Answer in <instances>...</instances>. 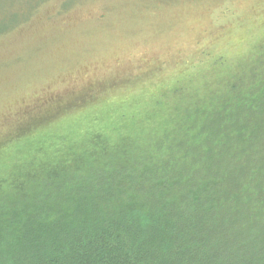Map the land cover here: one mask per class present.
Here are the masks:
<instances>
[{
    "label": "trees",
    "instance_id": "trees-1",
    "mask_svg": "<svg viewBox=\"0 0 264 264\" xmlns=\"http://www.w3.org/2000/svg\"><path fill=\"white\" fill-rule=\"evenodd\" d=\"M36 1L0 0V35ZM249 49L206 63L213 87L184 75L0 138V264H264V40Z\"/></svg>",
    "mask_w": 264,
    "mask_h": 264
},
{
    "label": "rangeland",
    "instance_id": "rangeland-1",
    "mask_svg": "<svg viewBox=\"0 0 264 264\" xmlns=\"http://www.w3.org/2000/svg\"><path fill=\"white\" fill-rule=\"evenodd\" d=\"M35 5L23 24L0 35L1 139L22 120L142 98L184 75L213 87V73L199 76L211 58H235L264 40V0H37Z\"/></svg>",
    "mask_w": 264,
    "mask_h": 264
}]
</instances>
